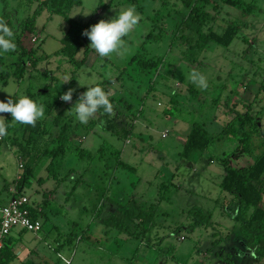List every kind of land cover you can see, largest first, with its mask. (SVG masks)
I'll return each mask as SVG.
<instances>
[{
	"label": "rangeland",
	"instance_id": "374dc122",
	"mask_svg": "<svg viewBox=\"0 0 264 264\" xmlns=\"http://www.w3.org/2000/svg\"><path fill=\"white\" fill-rule=\"evenodd\" d=\"M238 1L240 5L214 0V6L205 7L211 19L204 28L211 25L221 33L230 23L239 25L231 43L196 48L195 33L181 25L188 13L181 0H81L67 15L88 24L87 29L126 7H135L142 19L124 38L123 56L100 57L82 34L74 61L63 51L61 38L68 27L63 16L47 6L38 11L32 33L21 36L26 55H3L5 80L0 75V88L14 85L17 95H28L45 109L35 126L0 113L6 130L0 135V201L11 197L6 187L15 186L23 173L18 164L21 145L26 148L22 164L37 169L19 190L33 206H41L40 231H12L17 253L10 264H66L57 254L69 264H264L239 228L250 210L239 213L237 200L219 185L224 159L238 167L252 163L241 149L242 137H222L192 157L179 155L194 121L211 137L237 113L249 114L246 129L264 126V0ZM36 4L7 0L16 36ZM2 8L0 0V16ZM87 11L92 12L85 15ZM135 55L163 59L157 69L142 71L130 62ZM18 61L26 66L15 76ZM193 71L206 77V89L191 81ZM65 76L72 78L63 83ZM79 81L104 87L116 100L112 114L104 118L97 112L87 124L78 122L72 107L87 88ZM69 89L73 96L66 102L61 96ZM8 99L0 90V100ZM51 103L55 105L48 112ZM57 114L69 122L74 144L94 157L79 158L72 147L53 177L42 154L60 132ZM257 132L254 143L260 139ZM263 149L257 147L254 155ZM117 159L134 171L118 165ZM130 198L155 212L144 234L120 219ZM192 207L200 208L207 221L198 222L189 212ZM127 224L131 233L118 227Z\"/></svg>",
	"mask_w": 264,
	"mask_h": 264
},
{
	"label": "trees",
	"instance_id": "16d2710c",
	"mask_svg": "<svg viewBox=\"0 0 264 264\" xmlns=\"http://www.w3.org/2000/svg\"><path fill=\"white\" fill-rule=\"evenodd\" d=\"M29 4L34 1L37 2L32 13L26 16L22 22L21 34L16 36L17 48L15 51L18 59L23 58L27 53V48L22 45L21 39L25 32L32 33L34 27L35 17L38 11L47 6L52 12H56L63 16L68 27L64 36L61 38L64 53L74 61V56L77 49L81 46L80 37L84 31L89 27L88 24L80 23L67 15L68 10L73 4H80L81 0H27ZM183 5L188 9V13L182 20L181 25L195 33L196 39L193 47L204 48L211 43H217L220 45L228 46L233 38L239 31V25L235 23L228 24L223 32L218 33L211 25L205 27L207 21L211 19L210 13L205 9L207 5H215L214 0H181ZM226 3H235L240 5L238 0H222ZM3 8L0 20L7 22L14 30V24L11 19V14L8 11L7 0H2ZM251 6V5H250ZM151 32L148 33L147 38L151 36ZM161 36V33L153 35L154 38ZM162 57H145L143 55H135L130 59V62H136L138 67L144 70L157 69L162 62ZM32 62V60H31ZM25 64L18 61L15 63L14 74L19 76L24 72ZM3 67V56H0V75L5 80V71ZM2 70V71H1ZM84 88H82L83 90ZM59 96V95H58ZM57 96V101H58ZM113 103V108L116 103L115 98L110 97ZM55 104L51 103L47 106V111L51 112L52 107ZM100 115L107 118L109 114H104L102 111H98ZM249 114H235L233 118L228 121L224 129L215 136H209L202 123L194 121L190 127L188 134L186 135L183 143V148L179 153L180 157L188 158L192 157L197 151L206 149L215 140L222 137H231L232 135H240L242 137V151L248 153L252 157V163L247 166L238 167L230 164L224 159V173L220 181V187L232 195L234 200L238 202V212L245 215L250 210L247 218L239 226L241 233L246 237L249 248L254 252L256 258H264V149L254 155V151L257 147L264 148V126L258 128L257 126L245 128L247 120H249ZM54 121L60 126V132L57 134L55 142L52 148H46L43 152V156L48 160L46 165L47 172L53 177H57L59 170L62 166L63 159L68 153H71L72 147L75 148V153L79 158L87 157L92 160L94 155L89 150L81 149L74 144L72 138V128L69 126V122L61 118L60 114L55 116ZM235 121H238L239 125L236 126ZM249 122V121H248ZM107 129H111L109 122L107 123ZM255 131H258L259 141L254 143L252 136ZM129 132H125L128 134ZM33 133L28 134L27 139L32 136ZM14 142V141H13ZM56 143V144H55ZM20 153L22 156L26 151L25 147L19 145ZM17 148V149H18ZM78 151V153H77ZM44 158V159H45ZM46 160V161H47ZM118 165L124 169L134 171L132 166L117 159ZM23 173L20 174L16 181V189L18 193H21L19 189L23 185L29 183V179L34 175V170L37 169L36 165L25 163L23 164ZM41 211V210H40ZM36 207H31V217L37 218L41 215V212ZM189 212L198 220V222L207 221L208 217L198 207H192ZM155 217L154 210H146L143 206L138 204L133 198H130L126 202V207L121 211V221L128 224H132L135 229H138L144 234L148 231L150 224ZM124 225L119 228H123L126 233H131L130 225ZM21 233L25 230H19ZM136 237V236H135ZM16 238L9 235L4 245L0 250V264H9L16 256L13 245Z\"/></svg>",
	"mask_w": 264,
	"mask_h": 264
},
{
	"label": "clouds",
	"instance_id": "9594fccd",
	"mask_svg": "<svg viewBox=\"0 0 264 264\" xmlns=\"http://www.w3.org/2000/svg\"><path fill=\"white\" fill-rule=\"evenodd\" d=\"M92 11L83 12L85 15ZM142 17L135 7H126L118 11V13L110 19H101L98 23L93 24L90 29L84 31L90 40V47L99 54L100 57H107L115 53L123 56L126 51L125 37H128L135 29L140 27ZM17 48L16 34L13 28L5 21L0 20V56L15 51ZM72 77L65 76L63 83L68 82ZM191 81L199 88L206 89L208 82L206 77L193 71ZM86 91H84L76 103L72 107L73 115L81 124H87L90 118L98 111L104 114H112L113 103L110 100V93L106 92L104 87L99 84L84 83ZM9 94V99L5 102L0 100V113H11L12 120L21 125L35 126L39 119L44 118L45 109L42 105H38L28 95H17L15 86L8 88H0ZM73 89L64 92L61 99L71 101ZM15 98V99H14ZM6 134V130L0 124V135Z\"/></svg>",
	"mask_w": 264,
	"mask_h": 264
},
{
	"label": "built area",
	"instance_id": "2783aa9c",
	"mask_svg": "<svg viewBox=\"0 0 264 264\" xmlns=\"http://www.w3.org/2000/svg\"><path fill=\"white\" fill-rule=\"evenodd\" d=\"M2 137L0 136V140ZM19 158V167L23 168L22 160ZM11 197L6 203H0V250L4 245L5 239L11 235L15 229L25 230L30 232H38L42 228V222L39 217H31V207L33 206L28 197L21 193H18L16 186L9 189ZM59 257L69 264V260H66L62 255Z\"/></svg>",
	"mask_w": 264,
	"mask_h": 264
},
{
	"label": "crops",
	"instance_id": "0c3cea01",
	"mask_svg": "<svg viewBox=\"0 0 264 264\" xmlns=\"http://www.w3.org/2000/svg\"><path fill=\"white\" fill-rule=\"evenodd\" d=\"M72 138H73V137H72ZM19 157L21 158V156H19ZM21 159H22V158H21ZM63 160H64V159H63ZM62 165H63V163H62ZM61 168H62V166H61ZM61 168H60V169H61ZM59 171H60V170H59ZM6 188H7V191H9V189L12 188V187L7 186ZM54 192H56V189L54 190ZM54 192H53V193H54ZM48 198H49V199L53 198V194H52V195L49 194V197H48ZM8 200H9V199H8ZM8 200H7V201H8ZM7 201H6V202H7ZM6 202L0 201V203H6ZM35 207L37 208V210H39V211L41 210V206L36 205ZM43 210H44V209H43ZM43 210H42V211H43ZM16 232H17V233H21L19 230H17ZM33 233H34V232H33ZM36 233H37V232H36ZM11 235H12L13 237H15L14 234H11ZM14 243H15V242H14ZM16 244H17V243H15V245L13 246V249H14V247L16 246ZM14 252H15V254L17 253L16 250H15ZM57 255H58V254H57ZM26 259H27V258H26ZM9 264H10V263H9ZM22 264H32V263H30L29 261L27 262V261L24 260V261L22 262Z\"/></svg>",
	"mask_w": 264,
	"mask_h": 264
}]
</instances>
